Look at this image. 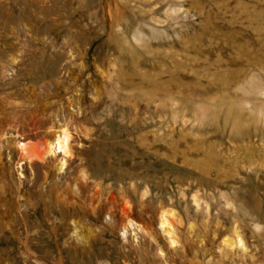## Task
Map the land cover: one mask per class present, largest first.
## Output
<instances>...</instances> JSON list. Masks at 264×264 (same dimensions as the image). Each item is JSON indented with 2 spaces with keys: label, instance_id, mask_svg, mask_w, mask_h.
<instances>
[{
  "label": "rangeland",
  "instance_id": "374dc122",
  "mask_svg": "<svg viewBox=\"0 0 264 264\" xmlns=\"http://www.w3.org/2000/svg\"><path fill=\"white\" fill-rule=\"evenodd\" d=\"M0 264H264V0H0Z\"/></svg>",
  "mask_w": 264,
  "mask_h": 264
},
{
  "label": "bare ground",
  "instance_id": "6f19581e",
  "mask_svg": "<svg viewBox=\"0 0 264 264\" xmlns=\"http://www.w3.org/2000/svg\"><path fill=\"white\" fill-rule=\"evenodd\" d=\"M56 145H57V147L60 149L61 147H63V142L58 141Z\"/></svg>",
  "mask_w": 264,
  "mask_h": 264
}]
</instances>
